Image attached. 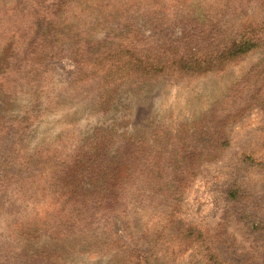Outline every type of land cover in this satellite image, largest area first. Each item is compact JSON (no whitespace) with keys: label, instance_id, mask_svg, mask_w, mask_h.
<instances>
[{"label":"trees","instance_id":"obj_1","mask_svg":"<svg viewBox=\"0 0 264 264\" xmlns=\"http://www.w3.org/2000/svg\"><path fill=\"white\" fill-rule=\"evenodd\" d=\"M254 9L264 13V0L9 1L0 47V264H65L59 252L35 247L41 239H86L122 248L133 264L139 260L116 238L110 219L119 215L130 226L137 214L136 151L145 147L105 124L73 150L63 153L56 141L31 149L25 142L31 123L8 117L18 97L47 98L49 63L69 58L75 67L49 109L70 100L81 107L78 115L108 117L125 94L217 73L264 51V17L248 19ZM66 42L73 47L64 48ZM230 118L201 120L200 137L213 149L223 146L225 132L217 126ZM142 158L139 174L147 178ZM156 160L164 163L161 155Z\"/></svg>","mask_w":264,"mask_h":264},{"label":"rangeland","instance_id":"obj_2","mask_svg":"<svg viewBox=\"0 0 264 264\" xmlns=\"http://www.w3.org/2000/svg\"><path fill=\"white\" fill-rule=\"evenodd\" d=\"M9 1L0 0V47L6 22L3 8ZM248 15L249 20L264 17L257 9ZM94 39L102 42L104 34ZM71 46L66 42L64 48ZM74 70L69 58L51 61L47 98L34 103L18 97L6 112L31 123L25 137L31 149L56 141L63 153L73 150L105 124H116L119 132L134 136L138 148L145 147V153L136 151L137 214L132 226L119 215L110 219L116 238L139 258L135 263L264 264V51L217 73L125 94L108 117L78 115L81 107L70 100L67 106L49 109V98L63 92ZM223 117H231L216 125L225 132V144L213 149L200 137L198 123L213 118L216 124ZM181 134L183 140L176 143ZM143 154L147 178L139 174L146 166ZM159 155L164 163L156 164ZM34 242L37 249L59 252L65 264H133L122 248L86 239Z\"/></svg>","mask_w":264,"mask_h":264}]
</instances>
